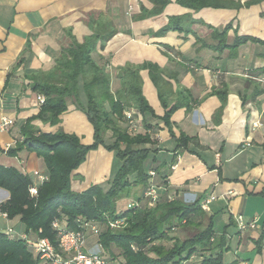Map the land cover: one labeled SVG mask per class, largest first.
<instances>
[{
  "label": "crops",
  "instance_id": "1",
  "mask_svg": "<svg viewBox=\"0 0 264 264\" xmlns=\"http://www.w3.org/2000/svg\"><path fill=\"white\" fill-rule=\"evenodd\" d=\"M249 1L255 0H241L240 8L193 10L170 0L160 14L139 18L155 8L153 0H0V164L19 168L35 180V171L46 173L43 159L35 152L24 149L17 155L8 154L23 140V126L40 111L33 77L53 68L61 49L74 39L83 42L93 28L111 21L118 32L104 49L97 48L109 61L108 68L156 63L168 70L161 91L168 105L185 102L171 115L172 137L158 89L149 71H141L144 95L156 115L136 116V130L152 138L146 145L153 150L145 163L151 175L149 186L161 196L175 194L187 203L199 200L201 204L215 196L204 210L202 228L212 221L216 234L227 229L229 248L223 253L224 263L264 264V241L260 251L256 243L264 227V92L252 98L256 85L264 89V73L257 76L264 66V45L249 41L236 51L217 50L218 40L209 27L222 29L231 23L228 44L236 35L264 41V0L245 5ZM184 14L205 24H192L188 34L171 30L163 36L153 35L170 16ZM217 89L228 91L226 103L215 93ZM4 117L14 120L7 129L1 127ZM60 119L54 125L41 119L31 124L46 132L73 133L84 144L93 142V125L72 100ZM181 134L193 139L186 148H177ZM113 162L114 153L103 146L91 150L72 173V190L81 192L93 184L107 187ZM161 172L168 173L167 186ZM146 189L134 187L132 200ZM8 198L9 193L0 189V199ZM238 217L255 222V227L240 230ZM9 229L16 236L26 234L20 218H9L0 208V233Z\"/></svg>",
  "mask_w": 264,
  "mask_h": 264
},
{
  "label": "trees",
  "instance_id": "2",
  "mask_svg": "<svg viewBox=\"0 0 264 264\" xmlns=\"http://www.w3.org/2000/svg\"><path fill=\"white\" fill-rule=\"evenodd\" d=\"M170 0H153L154 7L142 12L139 18L157 15ZM184 7L199 10L204 7L240 8L241 0H176ZM256 2V0L254 1ZM246 2L245 5L254 3ZM203 21L192 19L190 14L170 16L168 22L153 35L163 36L174 30L192 32V24ZM218 40L215 49L238 50L249 41L264 45V41L250 35H236L232 44L227 43L229 23L222 29H213ZM118 32L111 21L100 23L83 42L73 43L61 49L55 65L33 77V90L45 96V102L33 119H41L52 125L58 124L60 116L68 109V102L87 115L94 128V140L84 144L78 135L63 130L46 132L35 128L30 119L22 128L23 140L9 155L21 150L35 152L43 159L48 178L38 183V193L31 194L35 179L13 166L0 164V189L9 193L1 204V211L9 218L19 217L26 227V234L32 238H48L58 247L59 230L53 224L59 222L66 230H80L86 223L94 222L100 227V234L90 241H99L109 258L118 264H225L223 253L228 250L227 229L218 235L212 221L191 236L181 239L174 231L187 226H202L205 211L199 200L184 202L175 194L159 195L153 205L145 192L150 187L151 175L146 161L153 150L146 145L152 143L148 133L133 129L126 112L135 109L138 113L155 112L143 92L141 71L147 69L158 89L159 96L167 109L163 117L172 130V113L185 102L177 101L169 106L164 99L162 84L166 83L168 70L151 61L140 64L127 63L108 68V60L98 54V46L104 49L107 42ZM200 40V39H199ZM164 49L170 47L163 45ZM264 73V66L257 70V76ZM264 89L255 86L252 98L258 97ZM215 93L226 103L228 91L217 89ZM185 98V91L180 92ZM242 101L247 99L241 95ZM193 140L185 134L178 138L177 148H186ZM103 146L114 153L113 171L108 186L93 184L84 191L71 188L72 173L79 168L91 150ZM163 184L168 185V173L161 172ZM143 186L145 192L134 198L138 205L118 207V201L130 196L134 187ZM125 218L123 228L111 229L109 222ZM230 226L227 224L226 228ZM94 239V240H92ZM264 241V227L256 243L261 250ZM0 264H39L34 249L25 240L0 233Z\"/></svg>",
  "mask_w": 264,
  "mask_h": 264
},
{
  "label": "built area",
  "instance_id": "3",
  "mask_svg": "<svg viewBox=\"0 0 264 264\" xmlns=\"http://www.w3.org/2000/svg\"><path fill=\"white\" fill-rule=\"evenodd\" d=\"M37 104L42 105L45 102V96L43 94L37 95ZM126 117L130 121L133 129L137 127V120L135 118V110L130 109L126 112ZM14 123V120L9 117L2 119V129H7ZM36 177L34 185L31 187V194L38 193V183L44 182L48 175L46 173L35 171ZM145 192L146 197L151 199L153 205L159 199V194L154 186L148 187ZM216 197L211 196L205 199L200 205L203 210L208 208L209 202L213 201ZM3 201L0 199V205ZM138 205L136 200L130 202V206ZM7 216L6 213L3 212ZM8 217V216H7ZM238 227L240 230H244L248 227H255V222H246L243 217L237 219ZM126 225L125 218H118L110 221L109 226L111 229L123 228ZM53 226L59 230V243L56 247L48 238H32L28 234H21L17 237L25 240L34 249V252L38 258L39 264H118L111 260L106 254L102 244L99 241L91 243V237L100 234V227L94 222L86 223L80 230H66L59 222H54ZM7 234L16 236L13 229H9Z\"/></svg>",
  "mask_w": 264,
  "mask_h": 264
},
{
  "label": "rangeland",
  "instance_id": "4",
  "mask_svg": "<svg viewBox=\"0 0 264 264\" xmlns=\"http://www.w3.org/2000/svg\"><path fill=\"white\" fill-rule=\"evenodd\" d=\"M134 195H135V192L132 191L130 196L124 197L123 199L119 200L118 201V207L119 208L121 206L125 207L128 204H130ZM201 228H202V226H200V227L187 226V227L179 228V230L174 231V235H178L179 237H181V239H184L188 236L193 235L194 233H196V231H199Z\"/></svg>",
  "mask_w": 264,
  "mask_h": 264
}]
</instances>
